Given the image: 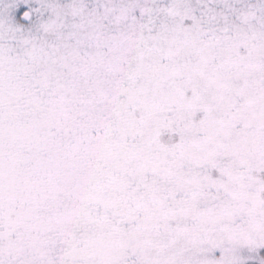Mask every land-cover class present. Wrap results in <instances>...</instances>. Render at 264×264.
Masks as SVG:
<instances>
[{
    "label": "snow or ice",
    "instance_id": "obj_1",
    "mask_svg": "<svg viewBox=\"0 0 264 264\" xmlns=\"http://www.w3.org/2000/svg\"><path fill=\"white\" fill-rule=\"evenodd\" d=\"M0 264H264V0H0Z\"/></svg>",
    "mask_w": 264,
    "mask_h": 264
}]
</instances>
